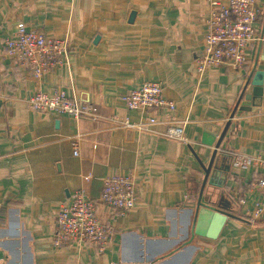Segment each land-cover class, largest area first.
Instances as JSON below:
<instances>
[{
	"label": "crops",
	"instance_id": "crops-1",
	"mask_svg": "<svg viewBox=\"0 0 264 264\" xmlns=\"http://www.w3.org/2000/svg\"><path fill=\"white\" fill-rule=\"evenodd\" d=\"M208 8V0H0V264H264V213L251 215L264 193V168L253 163L264 160V97L247 102L248 111L235 108L248 76L264 70V0H256L245 66L199 74ZM20 22L66 38L67 63L35 79L8 59L3 40ZM148 81L161 84L174 110L124 107L120 96ZM55 89L97 106L96 117L28 108L30 96ZM151 115L156 123L142 131L114 121ZM227 122L201 200L229 217L216 238L192 236L189 205L204 178L194 156L208 165ZM169 124H184V141L163 136ZM115 174L135 181L137 201L124 216L99 201L103 180ZM79 188L113 229L103 253L83 242L53 244L59 205Z\"/></svg>",
	"mask_w": 264,
	"mask_h": 264
},
{
	"label": "built area",
	"instance_id": "built-area-1",
	"mask_svg": "<svg viewBox=\"0 0 264 264\" xmlns=\"http://www.w3.org/2000/svg\"><path fill=\"white\" fill-rule=\"evenodd\" d=\"M208 13L205 20L204 49L195 60V70L202 74L211 68L229 66L234 70L245 66V53L249 44L255 40L254 27L257 18L256 0H208ZM66 38H54L43 32L28 29L20 22L14 34L3 40L4 55L26 68L35 79L67 63L69 54ZM128 110L143 111L152 114L160 109L174 110L175 103L162 97L159 82H144L120 96ZM28 108L40 113L67 115L75 120L95 118L97 106L81 101L75 93L68 94L62 89L51 93H35L27 100ZM122 126L145 130V127L156 123L155 116L147 118L146 123L130 124L127 119L118 120ZM183 126L169 124L163 136L169 139L184 141ZM73 155H78V142L72 143ZM264 168V160L253 161ZM89 181V176L84 177ZM264 192V179L257 182ZM99 201L120 216L126 215L135 205L137 194L135 181L128 174H115L103 180ZM96 202L90 199L84 188L76 189L68 202L59 205L56 215L57 231L53 244L61 247L65 244L83 242L103 253L110 246L113 229L99 222L96 213ZM264 213V193L262 199L255 202L251 215L257 218Z\"/></svg>",
	"mask_w": 264,
	"mask_h": 264
},
{
	"label": "water",
	"instance_id": "water-1",
	"mask_svg": "<svg viewBox=\"0 0 264 264\" xmlns=\"http://www.w3.org/2000/svg\"><path fill=\"white\" fill-rule=\"evenodd\" d=\"M135 13L132 12L129 17V21L131 22L134 18ZM98 37L96 38V40ZM260 45L264 51V41L260 42ZM255 69V68H254ZM244 97V102L240 104L237 103L236 107L238 111H248L250 108L248 107L247 102L258 100L259 98L264 97V70L252 72L246 81V84L243 89L242 93ZM233 117V113L231 114V118ZM229 125V122L226 123L224 128L219 134L217 142L214 144V148L212 151V154L210 156V160L207 166H204L203 163L200 161V159L195 155L198 164L200 165L203 173L204 178L200 186V191L197 200H195L194 203H192V200L190 201V207L194 208L193 212V220H192V226H191V235L192 236H203L206 238L214 239L218 236L220 230L222 229L226 219L229 217L224 212H221L219 210H216L214 208H211L207 204L202 202V192L203 188L207 179V176L209 174L211 165L214 161L216 152L219 148V145L221 143V140L225 134V131ZM201 142L206 145L210 146L212 145V139L207 138V134L202 135Z\"/></svg>",
	"mask_w": 264,
	"mask_h": 264
}]
</instances>
